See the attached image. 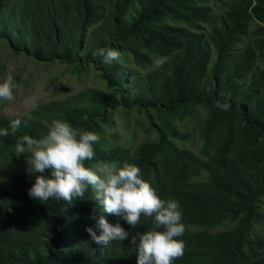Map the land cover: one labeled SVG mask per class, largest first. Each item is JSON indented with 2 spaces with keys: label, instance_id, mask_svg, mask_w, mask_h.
I'll use <instances>...</instances> for the list:
<instances>
[{
  "label": "trees",
  "instance_id": "1",
  "mask_svg": "<svg viewBox=\"0 0 264 264\" xmlns=\"http://www.w3.org/2000/svg\"><path fill=\"white\" fill-rule=\"evenodd\" d=\"M0 40L104 84L0 116V129L22 121L0 136V264H136L129 240L90 238L104 214L93 189L71 204L28 196L30 153L16 156L15 144L54 119L100 137L86 167L135 164L160 198L179 202L185 249L173 264H264V0H0ZM105 47L121 59L105 62ZM115 109L142 112L154 138L111 146L104 116ZM119 222L130 235L153 229L143 215L135 228Z\"/></svg>",
  "mask_w": 264,
  "mask_h": 264
},
{
  "label": "clouds",
  "instance_id": "2",
  "mask_svg": "<svg viewBox=\"0 0 264 264\" xmlns=\"http://www.w3.org/2000/svg\"><path fill=\"white\" fill-rule=\"evenodd\" d=\"M96 54L107 63L121 59V53L114 48H101ZM16 87L13 77L7 75L0 83V100L13 101ZM217 107L227 111L230 104L218 102ZM21 124V119L12 120L9 128L0 129V136L7 137L9 129L15 135ZM99 139L97 134L76 129L59 119L52 120L47 134L40 138L27 134L19 137L15 154L19 157L30 153L27 172L35 175L28 196L40 202L56 199L71 204L74 198H82L91 188L103 212L119 218L109 223L101 215L97 220L100 235L91 227L86 228L97 245L106 247L113 241L129 240L137 251L136 264H173L184 255L185 249L184 241L177 239L185 232L179 202L160 198L151 184L142 179L141 169L135 164L118 166L112 161L101 162L95 168L86 167L85 162L95 157L93 144ZM46 170L50 175H45ZM142 215L152 218V230L130 235L119 222L123 220L130 228H135Z\"/></svg>",
  "mask_w": 264,
  "mask_h": 264
},
{
  "label": "rangeland",
  "instance_id": "3",
  "mask_svg": "<svg viewBox=\"0 0 264 264\" xmlns=\"http://www.w3.org/2000/svg\"><path fill=\"white\" fill-rule=\"evenodd\" d=\"M9 74L17 85L14 89L15 99L0 100V116L9 118L28 114L38 106L62 100L88 88H104L92 69L87 70L83 76L76 77L68 68L58 63H39L24 55H12L0 40V83ZM104 118L111 122L110 127L103 129L111 146H122L132 151L144 140L155 136L154 131L148 130L144 114L135 109L110 110ZM205 176L202 174L200 178L204 179ZM107 215L109 214L104 212L105 219ZM95 232L97 235L101 234V230Z\"/></svg>",
  "mask_w": 264,
  "mask_h": 264
}]
</instances>
